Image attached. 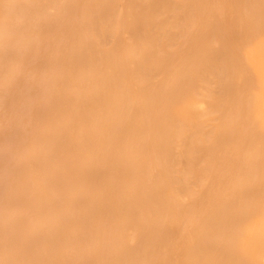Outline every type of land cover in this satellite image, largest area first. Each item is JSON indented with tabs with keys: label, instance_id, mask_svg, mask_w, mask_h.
Masks as SVG:
<instances>
[{
	"label": "bare ground",
	"instance_id": "1",
	"mask_svg": "<svg viewBox=\"0 0 264 264\" xmlns=\"http://www.w3.org/2000/svg\"><path fill=\"white\" fill-rule=\"evenodd\" d=\"M0 264H264V0H0Z\"/></svg>",
	"mask_w": 264,
	"mask_h": 264
}]
</instances>
